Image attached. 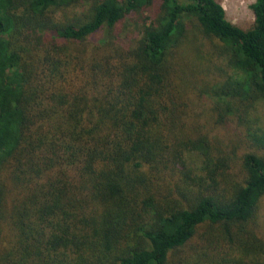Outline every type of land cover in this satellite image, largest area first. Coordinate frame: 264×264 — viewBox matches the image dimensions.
<instances>
[{"label": "trees", "instance_id": "16d2710c", "mask_svg": "<svg viewBox=\"0 0 264 264\" xmlns=\"http://www.w3.org/2000/svg\"><path fill=\"white\" fill-rule=\"evenodd\" d=\"M250 9L242 28L217 0H0V264H264V0ZM210 92L263 147L237 181L191 165Z\"/></svg>", "mask_w": 264, "mask_h": 264}, {"label": "rangeland", "instance_id": "374dc122", "mask_svg": "<svg viewBox=\"0 0 264 264\" xmlns=\"http://www.w3.org/2000/svg\"><path fill=\"white\" fill-rule=\"evenodd\" d=\"M225 9L226 17L236 25L242 28H248L253 22V14L250 9V4L254 0H217ZM87 3H82L77 8H69L67 13L73 17L82 13ZM146 13H133L123 18L114 29V39L121 45H131L140 35V30L143 25V20ZM149 21V20H148ZM103 32L91 36L86 41L93 44L101 40ZM90 47L86 43H83ZM214 98L210 94H203L196 105L192 106L191 112L195 117H199L201 124L204 126V131L207 133L210 149L208 153L210 157L206 159L204 155L193 157L191 165L199 171L200 174L207 175L209 167L217 166V178L222 179V175H228L235 180H239L244 174L242 166V155L244 153L255 152L261 153L263 147H259L256 140L252 136L246 135V132L241 128L233 116H227L224 120L218 121L216 111L211 107ZM223 106V105H221ZM209 109L213 110V116ZM230 114V113H229ZM258 127L256 134H263L264 137V103L258 106ZM216 117L215 120H213ZM194 119V118H193ZM197 119V118H195ZM257 127V126H256ZM264 150V149H263ZM225 160V161H224ZM208 177V176H207ZM259 220L264 230V196L259 204ZM197 237H194L195 241Z\"/></svg>", "mask_w": 264, "mask_h": 264}]
</instances>
